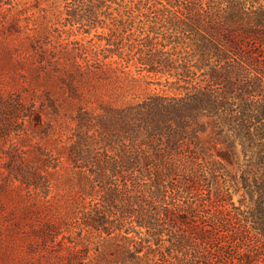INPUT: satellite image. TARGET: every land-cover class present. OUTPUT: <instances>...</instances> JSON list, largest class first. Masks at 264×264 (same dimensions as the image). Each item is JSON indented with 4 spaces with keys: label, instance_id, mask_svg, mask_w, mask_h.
<instances>
[{
    "label": "rangeland",
    "instance_id": "374dc122",
    "mask_svg": "<svg viewBox=\"0 0 264 264\" xmlns=\"http://www.w3.org/2000/svg\"><path fill=\"white\" fill-rule=\"evenodd\" d=\"M0 264H264V0H0Z\"/></svg>",
    "mask_w": 264,
    "mask_h": 264
}]
</instances>
